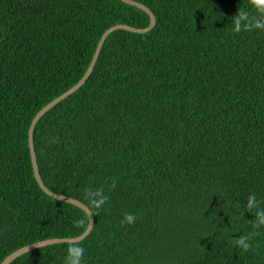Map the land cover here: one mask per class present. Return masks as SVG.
<instances>
[{
  "label": "trees",
  "instance_id": "1",
  "mask_svg": "<svg viewBox=\"0 0 264 264\" xmlns=\"http://www.w3.org/2000/svg\"><path fill=\"white\" fill-rule=\"evenodd\" d=\"M36 122L45 186L94 223L9 264H264V0H137ZM122 0H0V262L87 226L34 177L28 128ZM134 216L131 222L127 215Z\"/></svg>",
  "mask_w": 264,
  "mask_h": 264
},
{
  "label": "water",
  "instance_id": "2",
  "mask_svg": "<svg viewBox=\"0 0 264 264\" xmlns=\"http://www.w3.org/2000/svg\"><path fill=\"white\" fill-rule=\"evenodd\" d=\"M122 1L129 3V4H132V5H135L141 9H143L149 15V18H150L149 24L146 27L138 28V27H133V26L124 24V23H117V24H114V25L108 27L107 29H105L103 31V33L101 34V36H100V38L96 44L92 58L88 64L85 72L80 77V79L74 85H72L70 88H68L67 90H65L64 92H62L61 94H59L58 96L53 98L51 101L46 103L42 108H40L36 112V114L33 116V118L31 119V122H30V125L28 128V147H29V153H30V160H31L33 174H34V177L38 183V186L49 196L54 197V198L59 199V200H62V201H65V202H68V203H71V204L81 208L82 210H84L85 213L87 214V218H88L87 226L81 234L74 236V237L46 238V239L38 240V241L32 242L30 244L21 246V247L15 249L14 251H12L11 253H9L7 256H5L3 258V260L0 262V264H9L13 259L22 255L23 253L27 252L28 250H33L35 248L42 247V246H45L48 244L62 243V242H78V241L82 240L84 237H86L93 227V223H94L93 212L85 203H83L82 201H80L79 199H76L74 197L54 192L45 186V184L41 178L38 165H37V159H36L35 150H34V143H33V130H34V126H35L36 122L38 121V119L46 111H48L50 108L55 106L61 100L68 97L70 94H72L74 91H76L85 82V80L91 74V72L94 68V65L96 63V60L98 58V55L100 53L101 47H102L106 37L108 36V34L110 32H112L113 30H116V29H125V30H129V31H133V32L143 33V32H147L148 30H150L155 25V22H156L155 15L147 5H145L144 3L137 1V0H122Z\"/></svg>",
  "mask_w": 264,
  "mask_h": 264
},
{
  "label": "clouds",
  "instance_id": "3",
  "mask_svg": "<svg viewBox=\"0 0 264 264\" xmlns=\"http://www.w3.org/2000/svg\"><path fill=\"white\" fill-rule=\"evenodd\" d=\"M127 220L132 221L134 220V216L131 214L127 215ZM84 249L83 248H72L69 250V259H70V264H80V258L83 254Z\"/></svg>",
  "mask_w": 264,
  "mask_h": 264
}]
</instances>
